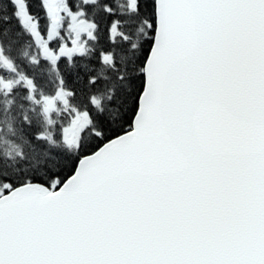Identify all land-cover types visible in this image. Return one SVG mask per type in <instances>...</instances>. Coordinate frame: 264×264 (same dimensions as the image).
<instances>
[{
    "label": "snow or ice",
    "instance_id": "obj_1",
    "mask_svg": "<svg viewBox=\"0 0 264 264\" xmlns=\"http://www.w3.org/2000/svg\"><path fill=\"white\" fill-rule=\"evenodd\" d=\"M0 264H264V0H0Z\"/></svg>",
    "mask_w": 264,
    "mask_h": 264
}]
</instances>
